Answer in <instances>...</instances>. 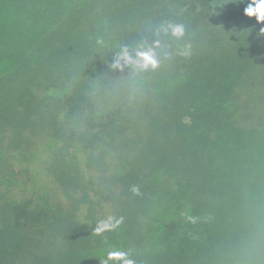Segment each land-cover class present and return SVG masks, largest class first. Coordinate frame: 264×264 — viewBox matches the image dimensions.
Listing matches in <instances>:
<instances>
[{
    "label": "trees",
    "instance_id": "1",
    "mask_svg": "<svg viewBox=\"0 0 264 264\" xmlns=\"http://www.w3.org/2000/svg\"><path fill=\"white\" fill-rule=\"evenodd\" d=\"M250 2L0 0V264H264V22ZM21 29L44 30L16 61ZM148 48L154 70L121 57ZM47 137L62 199L27 189Z\"/></svg>",
    "mask_w": 264,
    "mask_h": 264
},
{
    "label": "rangeland",
    "instance_id": "2",
    "mask_svg": "<svg viewBox=\"0 0 264 264\" xmlns=\"http://www.w3.org/2000/svg\"><path fill=\"white\" fill-rule=\"evenodd\" d=\"M42 30L44 29H34L31 31L30 29H21L22 33L26 36V43L14 48V52L18 53L16 57L14 56L16 61L20 60L21 57L23 58L25 55H28V53L31 52V49L36 44V40L39 38V34L42 33ZM15 33V35H19L17 31ZM7 63L8 64L3 63L1 68L4 70H8L6 68H12L13 61ZM56 147V141L47 137L40 141L31 155L30 166L32 167V181L28 184L27 189L37 196L57 197L58 199L63 198L62 190L48 171V165Z\"/></svg>",
    "mask_w": 264,
    "mask_h": 264
},
{
    "label": "clouds",
    "instance_id": "3",
    "mask_svg": "<svg viewBox=\"0 0 264 264\" xmlns=\"http://www.w3.org/2000/svg\"><path fill=\"white\" fill-rule=\"evenodd\" d=\"M245 15L248 17H256L257 22H264V0H251L248 6L244 10ZM165 31L171 32L174 37H182L184 35V26L182 24H169ZM121 57L127 62L136 65L141 70H147L148 68L156 69L158 67V61L152 48L147 50L137 51L136 59L130 57L126 51L121 53ZM120 221H115L111 218L100 221L97 228V232H104L114 229L119 226ZM115 258L121 259L123 264H135V261L126 258V254L122 252L113 253Z\"/></svg>",
    "mask_w": 264,
    "mask_h": 264
}]
</instances>
